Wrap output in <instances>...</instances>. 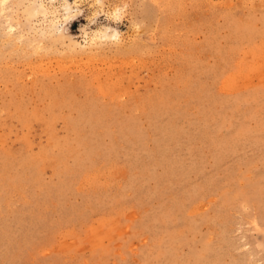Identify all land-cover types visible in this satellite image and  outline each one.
I'll return each mask as SVG.
<instances>
[{
	"label": "rangeland",
	"instance_id": "rangeland-1",
	"mask_svg": "<svg viewBox=\"0 0 264 264\" xmlns=\"http://www.w3.org/2000/svg\"><path fill=\"white\" fill-rule=\"evenodd\" d=\"M32 1L0 0V264H264V0Z\"/></svg>",
	"mask_w": 264,
	"mask_h": 264
},
{
	"label": "bare ground",
	"instance_id": "bare-ground-1",
	"mask_svg": "<svg viewBox=\"0 0 264 264\" xmlns=\"http://www.w3.org/2000/svg\"><path fill=\"white\" fill-rule=\"evenodd\" d=\"M52 1H54V0H51V2ZM1 4V3H0ZM31 4H32V11H33V14H35V15H39V14H42V15H44V17H46V19H47V17L49 18L50 16H52V13L54 12V11H52V9H50L51 7L49 6V5H47L46 3H45V1L44 0H33L32 2H31ZM63 7H64V16H66L67 18L68 17H70V16H72V14L76 11V6H74L71 2H69V0H66L65 1V3H64V5H63ZM3 8V7H2ZM6 8V7H5ZM28 8H30V7H28ZM4 10V9H3ZM31 11V12H32ZM32 14V15H33ZM51 14V15H50ZM53 14H55L56 15V11H55V13H53ZM18 20V19H17ZM56 19L54 18V19H51L50 20V27H48V29H50V33L51 34H53V35H55V36H58V35H61V34H63V33H61V31H60V29L58 28V26H57V24H56V21H55ZM45 21V20H44ZM46 22V21H45ZM47 22H48V20H47ZM46 22V23H47ZM11 29V28H10ZM43 30H44V27H43ZM109 30H110V28H106V30L105 31H103L104 33H103V37H105V38H108L109 36L111 37V34L109 33ZM45 32V31H44ZM97 33V32H96ZM117 35H118V32L115 30V32L113 31V33H112V37H117ZM109 37V38H110ZM36 50V49H35Z\"/></svg>",
	"mask_w": 264,
	"mask_h": 264
}]
</instances>
